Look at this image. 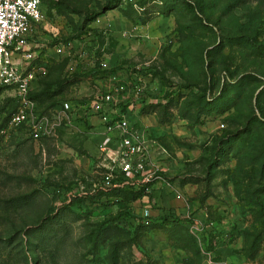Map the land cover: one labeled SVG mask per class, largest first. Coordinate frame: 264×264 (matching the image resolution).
<instances>
[{
    "label": "rangeland",
    "instance_id": "obj_1",
    "mask_svg": "<svg viewBox=\"0 0 264 264\" xmlns=\"http://www.w3.org/2000/svg\"><path fill=\"white\" fill-rule=\"evenodd\" d=\"M42 2L28 99L76 115L34 140L0 92V264H264V0ZM136 70L146 100L121 108L166 174L127 207L98 195L103 129L82 105ZM145 209L191 222L138 225Z\"/></svg>",
    "mask_w": 264,
    "mask_h": 264
},
{
    "label": "built area",
    "instance_id": "obj_2",
    "mask_svg": "<svg viewBox=\"0 0 264 264\" xmlns=\"http://www.w3.org/2000/svg\"><path fill=\"white\" fill-rule=\"evenodd\" d=\"M42 6V0H0V89H11L18 99V106L8 118V126L24 125L34 140L50 136L63 124V127L69 126L75 118L77 105L62 101L49 117L36 113L35 105L28 99L34 78V69H28V65L35 57L30 48L36 46L31 41L33 30L43 20ZM64 46L56 45L53 52L61 54ZM143 78V75L133 73L131 81L127 82L119 81L111 74L109 80L115 85L106 92H95L88 103L82 105L91 116L98 117L103 129L99 151L108 164L102 186H99L103 190L143 187L144 196H149L156 183L165 181L166 171L152 157L149 140L140 131L132 129L127 113L121 108V104L130 101L146 100L140 87ZM144 92L150 94L147 90ZM61 120H64L63 124ZM149 215L145 209L141 216ZM193 227L197 225H191Z\"/></svg>",
    "mask_w": 264,
    "mask_h": 264
},
{
    "label": "trees",
    "instance_id": "obj_3",
    "mask_svg": "<svg viewBox=\"0 0 264 264\" xmlns=\"http://www.w3.org/2000/svg\"><path fill=\"white\" fill-rule=\"evenodd\" d=\"M108 4L109 5L113 4V1H111V3H108ZM108 4L107 5L104 4L100 11L94 12L90 15H86L87 20H91L92 18L98 16L101 12H104L105 10H107ZM190 8H192V7L190 6ZM112 72H115V71L114 70L113 71H107L106 73L109 74ZM134 72L139 74V75L151 77L150 76L151 74L148 73V71L136 70ZM67 82H73V81L69 79V81H67ZM1 91H2V89H0V92ZM10 114L7 116V118H9ZM85 124L89 126L87 120H85ZM97 190L99 191V189H97ZM98 191H96L95 193H98ZM99 192H100V194H98V195L101 197H107V198L115 197V198H117V200L125 201L127 207H131L134 202L138 201L139 199H141V197H143L145 195L143 187L135 189L131 186H125L122 188H116V189L114 188V189H109V190H103L102 189V191H99ZM54 212H55V207H49L46 211V217L52 215ZM137 221H138L137 222L138 225H145V226L146 225H153V224L160 223V222H165V223H169V224H176V225L183 226V227H185V226L187 227V224L189 222H191L189 219H186L185 217H179V216L170 217L167 215H162V216H158V217L157 216L153 217L152 215H149L146 218H143L142 216H140V217L137 216ZM145 222H147V223H145ZM210 230L212 231V227ZM212 237L213 236H211V238Z\"/></svg>",
    "mask_w": 264,
    "mask_h": 264
},
{
    "label": "crops",
    "instance_id": "obj_4",
    "mask_svg": "<svg viewBox=\"0 0 264 264\" xmlns=\"http://www.w3.org/2000/svg\"><path fill=\"white\" fill-rule=\"evenodd\" d=\"M94 118H96V117H93V116L89 117L90 124H94ZM87 120H88V119H87ZM89 126H90V125H89ZM94 134H95V137H96V138H100V135L102 134L100 128H98V132H97V133H94ZM97 136H98V137H97ZM213 240H214V238H213Z\"/></svg>",
    "mask_w": 264,
    "mask_h": 264
}]
</instances>
